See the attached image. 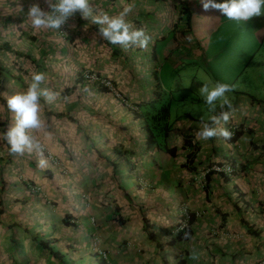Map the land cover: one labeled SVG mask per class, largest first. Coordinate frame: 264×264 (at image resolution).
Instances as JSON below:
<instances>
[{
  "label": "crops",
  "instance_id": "obj_1",
  "mask_svg": "<svg viewBox=\"0 0 264 264\" xmlns=\"http://www.w3.org/2000/svg\"><path fill=\"white\" fill-rule=\"evenodd\" d=\"M33 3L48 10L45 0H0V133L12 122L2 93L25 88L32 71L60 95L41 98L45 168L0 140V264H264V96L239 86L227 94L231 115L220 126L239 125L234 139L194 135L210 115L198 89L239 82L217 62L264 50V16L237 24L200 0H90L109 15L133 5L126 19L152 39L124 49L79 13L64 36L35 31L25 19ZM254 73L264 83V56ZM185 101L202 107L172 109ZM223 163L231 174L206 171ZM181 208L193 215L190 233L171 242Z\"/></svg>",
  "mask_w": 264,
  "mask_h": 264
},
{
  "label": "clouds",
  "instance_id": "obj_2",
  "mask_svg": "<svg viewBox=\"0 0 264 264\" xmlns=\"http://www.w3.org/2000/svg\"><path fill=\"white\" fill-rule=\"evenodd\" d=\"M45 3L48 10L33 3L25 13V19L35 31L58 30L70 17L79 13L83 19L100 26L98 34L104 40L124 49L133 46L147 49L152 39L143 28H133L126 19L133 11L131 4L125 5L117 15H109L102 11L94 13L90 0H45ZM200 3L204 11L218 10L227 20L237 24L264 16V0H200ZM233 91L235 85L228 83H202L198 92L210 115L207 122L201 121L195 132L197 140L209 141L217 136L225 140L231 139L232 133L220 125L226 124L230 119L231 114L227 109H231L232 104L227 94ZM2 94L7 110L12 113V122L0 133V140L6 142L9 154L22 156L26 152L35 153L38 157L37 166L45 168L47 160L44 157V147L36 135L45 128V121L41 118V98L51 102L60 95L59 92L47 86L45 73L34 70L30 73V81L25 88ZM185 236L187 237V233ZM191 258L195 260L198 256L193 253Z\"/></svg>",
  "mask_w": 264,
  "mask_h": 264
},
{
  "label": "rangeland",
  "instance_id": "obj_3",
  "mask_svg": "<svg viewBox=\"0 0 264 264\" xmlns=\"http://www.w3.org/2000/svg\"><path fill=\"white\" fill-rule=\"evenodd\" d=\"M261 18L262 17H256V20H260ZM261 56H264V50L262 49L257 51V55L253 59H250L251 55H244V57L239 56V58L233 62L228 61L226 57H221L219 63L217 62V66L222 71L223 77L226 78V80H231V78L237 74L239 82L234 83L235 87L239 86V88H244V90L252 92L255 96L262 97L264 96V83L259 82L260 80L257 76L254 77L255 61L259 62ZM193 106L195 107L193 108ZM190 107L195 112L196 107L202 106H199L196 103L190 104L188 101H185L181 104H177L176 108L172 107V109L190 111Z\"/></svg>",
  "mask_w": 264,
  "mask_h": 264
},
{
  "label": "built area",
  "instance_id": "obj_4",
  "mask_svg": "<svg viewBox=\"0 0 264 264\" xmlns=\"http://www.w3.org/2000/svg\"><path fill=\"white\" fill-rule=\"evenodd\" d=\"M56 32L62 36L66 35L67 34L66 23L62 25L60 29L56 30ZM81 78L87 83H89L91 86L97 89H106L107 91L113 93L114 96H116L117 98H120L122 103L127 105L128 108L133 109V110L135 109V107H132L131 105H129L126 102V100L121 97V95L114 89L113 85L108 79L102 76H99L95 72L88 71V70H83L81 72ZM227 129L232 133L231 139H234L236 132L241 130L239 125H229ZM211 170L217 171V172L223 171L227 174H231L234 168L230 163H223L221 165H217V164L210 165L206 168V171H211ZM188 218H189V212L186 209L181 208L179 215H178L177 223L171 229L170 235L174 236L179 230L184 229L187 226ZM97 254L99 257L105 258V253L102 251L98 252Z\"/></svg>",
  "mask_w": 264,
  "mask_h": 264
},
{
  "label": "trees",
  "instance_id": "obj_5",
  "mask_svg": "<svg viewBox=\"0 0 264 264\" xmlns=\"http://www.w3.org/2000/svg\"><path fill=\"white\" fill-rule=\"evenodd\" d=\"M165 116L166 115L163 114V117H165ZM159 117H162V116H159ZM159 117H156L153 120H159ZM162 127H163V129L167 130L166 129L167 127H165L164 125ZM147 132H148L147 142H148V144H153L155 142L154 133H153L152 130H150V128L147 129ZM238 132L239 131L236 132L235 137L237 136ZM184 144L185 145H189L190 144V136H188V135H185L184 136ZM170 149H167V150L172 153L173 152V149L172 148H170ZM192 217H193V215L189 213V218H188L187 226L184 229L179 230L174 236H172L171 242L182 241V240H184V239H186L188 237V235L190 233L189 224L191 222ZM186 233H187V237L185 236Z\"/></svg>",
  "mask_w": 264,
  "mask_h": 264
}]
</instances>
